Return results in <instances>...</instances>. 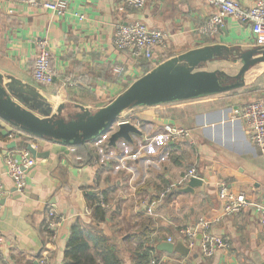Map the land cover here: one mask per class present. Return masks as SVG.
Here are the masks:
<instances>
[{"label": "crops", "instance_id": "1", "mask_svg": "<svg viewBox=\"0 0 264 264\" xmlns=\"http://www.w3.org/2000/svg\"><path fill=\"white\" fill-rule=\"evenodd\" d=\"M69 1V12L63 18L25 4L0 8V76L4 83L12 76L35 87L49 104V117L69 122L81 114L93 115L142 77L190 51L222 47L221 54L201 71L219 64L222 69L214 71L229 78L242 69L243 54L256 50L264 55V49L255 46L252 27L232 18L216 37L201 35L199 28L214 12L201 0H148L142 11L128 8L126 0ZM237 1L245 9L256 2ZM9 8L13 14L8 13ZM74 13L84 15L85 20L80 22ZM131 23L167 35L165 47L156 50L153 62L135 61L130 52L115 47L118 26ZM41 38L50 43L57 73L48 86L39 85L33 76ZM143 63L149 64V72ZM262 68L264 63L243 76L240 95L221 93L126 109L119 123H131L138 133L112 144L114 128L88 142L89 161L75 157L73 147L47 138L23 133V137L10 139L14 129L0 119V172L7 191L0 200V264H39L45 251L49 264H65L66 246L77 223L83 231L95 228L102 232L117 249L122 264H142L138 256L148 250L164 264H264V230L254 209L264 203V156L243 123L233 119L235 108L261 98L243 90L263 76ZM252 72L260 74L252 76ZM167 125L189 136L167 137ZM5 130L10 131L8 136L2 134ZM14 141L18 147L8 149ZM28 144L43 157L35 159L26 188L19 192L6 174L4 162L26 150ZM191 169L203 185L185 192ZM222 182L234 194H243L249 206L212 225V234L228 241L230 247L206 257L198 245L189 246L182 230L201 218L221 216ZM98 195L107 206L101 208L106 211L104 219L93 207L92 196ZM51 207L59 218L53 242L46 231ZM169 239L177 248L187 247L189 253L160 250Z\"/></svg>", "mask_w": 264, "mask_h": 264}, {"label": "water", "instance_id": "2", "mask_svg": "<svg viewBox=\"0 0 264 264\" xmlns=\"http://www.w3.org/2000/svg\"><path fill=\"white\" fill-rule=\"evenodd\" d=\"M221 51L222 47L219 46L206 47L175 57L136 81L121 96L97 113L81 114L69 122L49 117V104L35 87L12 76H8V82L4 83L0 76V119L13 127L12 132L47 138L67 146L84 145L114 131V128L117 130L111 135L112 144L119 139L130 140L131 133L138 131L131 123H119V117L126 109L226 93L241 88L243 76L252 67L264 63L263 52L260 54L259 51L253 50L242 55L243 67L233 78L227 77L222 71H201V68L214 61ZM256 55L258 57H255ZM229 80L232 82L229 83ZM35 114L45 117L41 119ZM2 134L8 136L10 131L5 130ZM17 147L16 141L8 145V149ZM25 149L34 159L43 157L30 144L26 145ZM202 185L201 179L192 177L185 192H193V189ZM179 248L171 243L160 246V250L169 254L189 253V249L184 245Z\"/></svg>", "mask_w": 264, "mask_h": 264}, {"label": "built area", "instance_id": "3", "mask_svg": "<svg viewBox=\"0 0 264 264\" xmlns=\"http://www.w3.org/2000/svg\"><path fill=\"white\" fill-rule=\"evenodd\" d=\"M213 8L211 14L199 28V33L205 37H216L220 29L224 27L227 19L232 18L240 24L252 27L255 37V46L257 49H264V0H256L250 9L242 7L237 0H201ZM148 0H126L125 5L133 10L142 11ZM8 4H25L31 8L44 10L55 14L61 18L69 12V0H0V8ZM9 14H13L12 9H8ZM74 16L80 21L85 20V16L74 13ZM167 35L159 30H150L142 23L122 24L117 28L115 47L119 51L130 52L135 61L146 60L154 61V55L158 48L165 47ZM33 76L39 85H52L57 77V73L52 65V53L50 43L46 38L39 39L37 43V53L34 65ZM233 119L243 123L250 132L252 143L258 148L261 155L264 156V98H258L252 102L246 103L234 109ZM167 137L180 139L189 136L183 130H177L170 125L165 126ZM18 135L25 136L22 132H14L10 139L15 140ZM6 174L14 183L19 192H23L27 185L28 174L35 168L36 160L27 150L19 152L14 157L5 159ZM189 178L197 177L195 169L188 172ZM7 194L5 184L0 172V200ZM219 198L223 203L222 214L219 218L209 220L201 218L197 224L186 227L182 230L183 235L188 238L189 246L194 248L199 246L201 252L206 257L213 256L218 250H226L230 247L228 241L215 236L211 232L214 223L219 222L225 217L239 215L249 206L243 194L237 195L228 189L226 183L222 182L219 189ZM103 208L107 206L102 204ZM258 221L264 230V203L254 205ZM2 205L0 203V213ZM48 222L46 231L50 235V242L57 239L56 230L59 225V218L53 207L48 213ZM172 240L169 239V243ZM49 253L45 251L39 261V264H49ZM150 264H164L161 261L152 259Z\"/></svg>", "mask_w": 264, "mask_h": 264}, {"label": "trees", "instance_id": "4", "mask_svg": "<svg viewBox=\"0 0 264 264\" xmlns=\"http://www.w3.org/2000/svg\"><path fill=\"white\" fill-rule=\"evenodd\" d=\"M147 62V61H146ZM149 63V62H148ZM143 68L149 72V64L143 63ZM232 80H229V82ZM234 82V81H233ZM257 89L248 91L251 95L257 93ZM264 95H261L262 97ZM1 136V135H0ZM31 136V135H29ZM32 138H36L31 136ZM38 139V138H37ZM88 143L84 145L71 146L76 149L75 157L79 156L89 161L91 150L88 148ZM102 196H92L93 207L97 215H102L103 219L106 217V211H102V204H105ZM50 241V235H47ZM46 244V242H45ZM142 264H150L153 258V251L148 250L138 256ZM65 264H122L118 256V251L113 247L108 238L98 229H90V231H83L77 223L71 232L70 239L66 246L64 254Z\"/></svg>", "mask_w": 264, "mask_h": 264}, {"label": "rangeland", "instance_id": "5", "mask_svg": "<svg viewBox=\"0 0 264 264\" xmlns=\"http://www.w3.org/2000/svg\"><path fill=\"white\" fill-rule=\"evenodd\" d=\"M216 69H218V70H221L220 69V65L219 64H214V65H212V66H209V67H206L204 70L205 71H210V72H212V71H214V70H216ZM263 69V71H264V68H262ZM232 73H233V75H235L236 73H237V69L236 70H234V71H232ZM258 74H260V72H252V76H254V75H258ZM251 79V78H250ZM247 81H249V80H247ZM232 81H230L229 83H231ZM257 89V95H264V74H263V76H261V77H259L258 78V80L256 81V83H254V84H252L251 86H249V88L248 89H246V90H243V93H248V91H253V90H256ZM240 91V89H235V90H232V91H229V92H227V93H225V94H222V96H234V95H240L239 92ZM261 98H264V96H262Z\"/></svg>", "mask_w": 264, "mask_h": 264}]
</instances>
